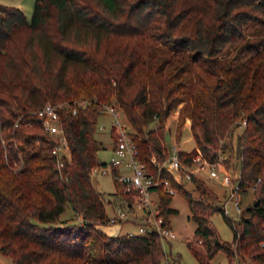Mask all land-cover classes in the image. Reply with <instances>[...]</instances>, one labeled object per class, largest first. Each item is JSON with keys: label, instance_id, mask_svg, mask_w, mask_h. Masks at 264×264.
Segmentation results:
<instances>
[{"label": "trees", "instance_id": "1", "mask_svg": "<svg viewBox=\"0 0 264 264\" xmlns=\"http://www.w3.org/2000/svg\"><path fill=\"white\" fill-rule=\"evenodd\" d=\"M79 100L74 113L58 109L69 158L57 168L36 110ZM105 105L120 111L150 172L165 157L164 122L175 109L194 143L178 149L180 161L198 154L210 162L232 149L241 191L255 183L235 224L195 176L189 181L207 201L169 179L200 239L186 245L197 264L216 250L229 259L233 249L264 264V0H33L29 17L0 2V253L12 264H162L156 233L114 231L90 182L104 165L95 131ZM113 133L110 126L112 143ZM171 196L157 188L166 224L176 212ZM65 203L72 215L59 218ZM213 210L230 241H218Z\"/></svg>", "mask_w": 264, "mask_h": 264}, {"label": "built area", "instance_id": "2", "mask_svg": "<svg viewBox=\"0 0 264 264\" xmlns=\"http://www.w3.org/2000/svg\"><path fill=\"white\" fill-rule=\"evenodd\" d=\"M84 103V100L72 103L62 101L56 104L45 102L36 110L43 131L50 135L53 141L50 151L55 156L57 168L61 166L64 159L68 160L69 158L58 109H66L74 113L75 107L83 106ZM99 111L107 113L113 118L111 127L114 136L108 160L109 173L118 185L120 192L127 196L124 197L119 194L124 200L126 208L113 209L107 215L106 223L108 225L130 223L135 229L124 230L123 232L127 235L131 236L152 231L156 233L162 244L164 241L175 237V233L159 214L157 188L161 187L172 195L176 193V190L171 185L170 180L179 184L183 180H190L200 170H204L211 179L219 178L221 185L224 186L226 197L221 204L223 214L227 215L225 205L228 200H231L234 210L240 212L241 189L238 183V171L231 169L228 172L224 165L220 164L218 156L214 161L209 162L196 154L191 157L188 163H185L180 161L177 155L178 149L170 145L167 157L155 164L156 172H150L135 157L136 148L127 125L121 123L118 119L121 115L120 111L111 105H105ZM241 124H243V121ZM150 160L154 162V157L151 156ZM101 172H106L103 166ZM254 184L252 183L249 186L250 189L254 187ZM134 209L139 211L138 214L133 212ZM195 241L200 243V239ZM260 245H262V242H260ZM229 260L228 264H248V262L254 264L245 255L241 256L234 249ZM162 264H168L166 258H163Z\"/></svg>", "mask_w": 264, "mask_h": 264}, {"label": "rangeland", "instance_id": "3", "mask_svg": "<svg viewBox=\"0 0 264 264\" xmlns=\"http://www.w3.org/2000/svg\"><path fill=\"white\" fill-rule=\"evenodd\" d=\"M0 2L13 4L20 7L24 15L26 17H29L33 0H0ZM118 119L121 123L127 125L122 115H120ZM112 122V116L107 113H101L97 117L95 138L99 141L100 144L97 148L96 156L99 161L104 162V165L94 167L90 173V182L92 186L102 194L105 203V212L107 214H110L115 208H126L124 200L119 195V193L115 191L113 180L111 174L109 173L108 160L111 154V137L109 134V128L112 125ZM185 123V119L180 126L176 123V111L174 110L171 111L167 116L166 124L164 122L163 132L165 133V131L168 130L170 138L164 140V142L167 143L165 157H167L169 153L168 150L171 144L175 148L180 150H189L193 147L194 143L188 128H186L185 126ZM128 128L129 127L127 125V129ZM239 131L240 129L237 128L233 132L231 137L232 144H234L235 134ZM218 159H220V164L224 165L228 172L231 169H234L235 171L238 170V162L235 161L232 149L229 151L218 150ZM225 161L227 163H230L229 167L225 166ZM102 166L106 169V172H101ZM195 178L198 182L200 181L202 183H200L201 185H204L206 189L210 190L214 194L215 199L212 200L213 204L219 205L223 203L226 197V193L225 188L221 185L219 178L211 179L209 176H207L204 170H200L199 172H197ZM183 186L190 192L191 197L194 200L200 199L207 201L205 200L204 196L201 197L198 195L197 191L193 189V183L189 180H184ZM240 196V212H236L234 210L231 200H228L225 205V207L227 208L226 216L231 221H233V224L237 222L241 215L245 214L244 208L247 205H250V202L253 199L252 190L250 189V187L243 189L240 192ZM168 205L174 208L176 212L168 216V225L169 228L175 233V237L164 241L162 244L166 261H168V264H197L195 258L192 256L186 245L187 242H191L195 247H199V243L195 241L196 237L193 234L194 221L189 217L190 212L187 207L186 201L179 193L176 192L172 194ZM133 212L138 214L139 211L137 209H134ZM71 215V209L68 204L65 203L62 212L59 214V218H66ZM207 217L210 225L216 233L218 241H230L232 231L231 228L225 223L220 211L213 210L208 214ZM127 229L134 230L135 227L130 223H123L121 224L119 232H123ZM229 259H227V257L221 250H216L208 260V263L228 264L230 261ZM250 262L252 261L250 260ZM0 264H12V262L7 256L0 253ZM248 264L250 263L248 262Z\"/></svg>", "mask_w": 264, "mask_h": 264}, {"label": "crops", "instance_id": "4", "mask_svg": "<svg viewBox=\"0 0 264 264\" xmlns=\"http://www.w3.org/2000/svg\"><path fill=\"white\" fill-rule=\"evenodd\" d=\"M174 111H176V110H174ZM166 121H167V117H166V119H165V124H166ZM185 126H186V128H188V125H189V121H188V119L186 118L185 119ZM168 136H169V134H168ZM169 138H170V136H169ZM168 138V139H169ZM110 140H111V138H110ZM172 145V144H171ZM112 146V142L110 143V147ZM108 201V200H107ZM120 228H121V225H118L117 227H114V231H117V232H119V230H120Z\"/></svg>", "mask_w": 264, "mask_h": 264}, {"label": "water", "instance_id": "5", "mask_svg": "<svg viewBox=\"0 0 264 264\" xmlns=\"http://www.w3.org/2000/svg\"><path fill=\"white\" fill-rule=\"evenodd\" d=\"M168 138H169L168 133H167V131H165V133H164V140H167ZM256 202H257V200H255V201L252 203V205H254ZM248 207H249V205L246 206V209H247Z\"/></svg>", "mask_w": 264, "mask_h": 264}]
</instances>
